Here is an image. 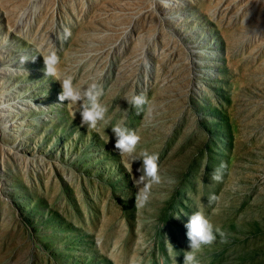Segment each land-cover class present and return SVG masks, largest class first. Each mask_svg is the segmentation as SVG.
<instances>
[{
  "label": "rangeland",
  "instance_id": "374dc122",
  "mask_svg": "<svg viewBox=\"0 0 264 264\" xmlns=\"http://www.w3.org/2000/svg\"><path fill=\"white\" fill-rule=\"evenodd\" d=\"M52 52L103 89L99 131L58 100ZM119 122L159 156L142 209ZM196 211L225 233L200 264H264V0H0V264H183Z\"/></svg>",
  "mask_w": 264,
  "mask_h": 264
},
{
  "label": "clouds",
  "instance_id": "9594fccd",
  "mask_svg": "<svg viewBox=\"0 0 264 264\" xmlns=\"http://www.w3.org/2000/svg\"><path fill=\"white\" fill-rule=\"evenodd\" d=\"M65 39L71 36L70 30H65ZM39 52V49H37ZM38 55L43 56L44 60V73L46 77H51L61 85V91L58 96V100L63 104L67 101V105L71 110L73 105H79L80 114V127L86 128L89 132L99 131L98 124L105 121L108 108L101 103L100 98L103 96V89L97 83H91L87 88L81 90L74 86L71 77L62 78L58 69L60 63V57L55 52L44 55L40 53ZM37 56V55H36ZM36 56L32 59L35 60ZM28 58L21 57V63L24 64ZM145 66L147 67V61L145 59ZM130 105V108L137 110V115H140L144 111L145 106L149 104L147 98L143 95H133L130 99L125 98ZM151 111V108L148 109ZM75 118V114L72 113ZM112 133L115 137L114 151L118 153L122 161H125V168L129 171L130 178L133 182V187L136 188L135 195V207L137 209L144 208L150 199L151 189L153 185H158L162 182V176L160 174L159 156L155 153H149L143 151L140 156L137 157V146L141 141V137L135 132L125 127L123 122L115 124L112 128ZM129 158L132 163L140 161V167L136 169L140 175L137 177L132 173V168L126 161ZM227 167L223 162L217 167L211 174V179L216 182L223 180V169ZM219 197L212 194L208 198L209 205L218 203ZM179 219V216H177ZM188 237V248L184 252L183 264H200L198 260V253L205 247L210 246L217 240V236L221 238V242L224 241L225 233L219 228L214 227L211 220L203 214L201 211H196L190 215L188 222L185 224ZM170 244L168 249L171 254L174 247Z\"/></svg>",
  "mask_w": 264,
  "mask_h": 264
}]
</instances>
